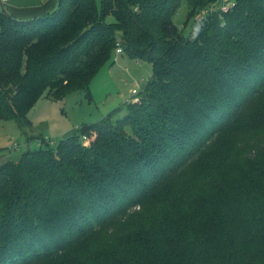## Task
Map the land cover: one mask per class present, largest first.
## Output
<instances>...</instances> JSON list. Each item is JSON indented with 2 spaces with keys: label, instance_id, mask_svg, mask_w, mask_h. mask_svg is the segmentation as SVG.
I'll return each instance as SVG.
<instances>
[{
  "label": "trees",
  "instance_id": "obj_1",
  "mask_svg": "<svg viewBox=\"0 0 264 264\" xmlns=\"http://www.w3.org/2000/svg\"><path fill=\"white\" fill-rule=\"evenodd\" d=\"M118 42L153 66L124 116L0 164V264H264V113L239 126L264 93V0H59L29 20L4 8L0 118L25 126L45 92L91 97ZM232 132L240 142L186 177Z\"/></svg>",
  "mask_w": 264,
  "mask_h": 264
},
{
  "label": "rangeland",
  "instance_id": "obj_2",
  "mask_svg": "<svg viewBox=\"0 0 264 264\" xmlns=\"http://www.w3.org/2000/svg\"><path fill=\"white\" fill-rule=\"evenodd\" d=\"M97 1L101 4V0ZM4 8L6 4L0 0V10ZM188 14L187 7L183 5L175 17L185 36L190 35L195 22L193 18L188 20ZM202 14L207 15L204 12L199 15ZM106 22L114 23L116 19L109 15ZM152 75L153 66L147 58L130 57L126 51L118 55L114 53L91 81V97H87L88 91L79 90L62 100H55L45 92L29 110L27 118L30 122L25 126L16 120L0 118V164L9 160L19 162L27 150L47 147L44 140L53 141L51 146L56 149L63 138L78 134L84 123L98 122L109 113H113L116 119L124 116L128 103L133 102V90L142 91ZM261 113H264V93L242 113L239 126L242 129L249 127ZM238 133L223 135L207 147L187 168L186 177H193L204 167L218 163L220 152L241 141ZM150 203V215L153 212L158 215L156 210L160 207L156 208V202ZM125 233H128V229H125Z\"/></svg>",
  "mask_w": 264,
  "mask_h": 264
},
{
  "label": "crops",
  "instance_id": "obj_3",
  "mask_svg": "<svg viewBox=\"0 0 264 264\" xmlns=\"http://www.w3.org/2000/svg\"><path fill=\"white\" fill-rule=\"evenodd\" d=\"M59 8V0H10L6 11L22 20L49 15Z\"/></svg>",
  "mask_w": 264,
  "mask_h": 264
},
{
  "label": "built area",
  "instance_id": "obj_4",
  "mask_svg": "<svg viewBox=\"0 0 264 264\" xmlns=\"http://www.w3.org/2000/svg\"><path fill=\"white\" fill-rule=\"evenodd\" d=\"M9 1H10V0H1V2H2L3 4H7ZM233 5H234V2H232V1H228V2L223 3V5H222L221 8H222L223 11H228ZM213 8H214V7H213ZM213 8H212L211 10H213ZM123 52H124V49H123V47L121 46V43L118 42V43H117L116 54H117V55H118V54H122ZM132 93H133V95H134V97H133V101H137V100H139V93H140V91H139L138 89H134Z\"/></svg>",
  "mask_w": 264,
  "mask_h": 264
},
{
  "label": "water",
  "instance_id": "obj_5",
  "mask_svg": "<svg viewBox=\"0 0 264 264\" xmlns=\"http://www.w3.org/2000/svg\"><path fill=\"white\" fill-rule=\"evenodd\" d=\"M8 13V12H7Z\"/></svg>",
  "mask_w": 264,
  "mask_h": 264
}]
</instances>
